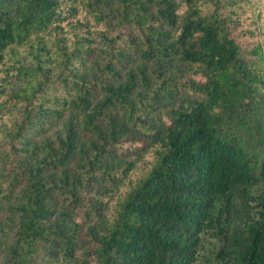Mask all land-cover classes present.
Segmentation results:
<instances>
[{
    "label": "trees",
    "instance_id": "1",
    "mask_svg": "<svg viewBox=\"0 0 264 264\" xmlns=\"http://www.w3.org/2000/svg\"><path fill=\"white\" fill-rule=\"evenodd\" d=\"M0 264H264V0H0Z\"/></svg>",
    "mask_w": 264,
    "mask_h": 264
},
{
    "label": "rangeland",
    "instance_id": "2",
    "mask_svg": "<svg viewBox=\"0 0 264 264\" xmlns=\"http://www.w3.org/2000/svg\"><path fill=\"white\" fill-rule=\"evenodd\" d=\"M163 70H168V68L165 67ZM119 113H121V111H119ZM70 127H72L77 132H81V124L78 122L76 117L73 114L67 113L60 118L59 122L55 127L41 133L38 139L36 140V144H37L36 146L39 151L38 154L39 158L52 152L59 153L61 151V143L64 141L65 136L68 130L70 129ZM82 138H83V144H85L83 148L86 149L87 145L96 139V136L88 135V133L83 132ZM74 164L75 166H79L78 162H75ZM11 204L14 206H19L20 203L17 200L12 199L5 206ZM5 217L6 215L3 216V218ZM14 235H15V231L9 233L8 235L9 243L11 240L14 239ZM210 245H211L210 243H207L206 248H209Z\"/></svg>",
    "mask_w": 264,
    "mask_h": 264
}]
</instances>
